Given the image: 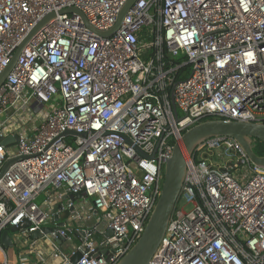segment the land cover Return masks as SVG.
Masks as SVG:
<instances>
[{
  "label": "built area",
  "instance_id": "1",
  "mask_svg": "<svg viewBox=\"0 0 264 264\" xmlns=\"http://www.w3.org/2000/svg\"><path fill=\"white\" fill-rule=\"evenodd\" d=\"M125 1L0 0V72L33 25L55 13L0 86V233L41 231L57 213L53 191L69 196L61 209L72 208V217L81 193L104 223L44 234L78 237L60 264H115L128 251L188 128L208 119L264 124V0H136L107 37L79 15L59 13L75 7L104 31ZM15 134L6 147L2 140ZM220 149L233 152L224 165L210 160L216 151L224 158ZM15 157L23 158L2 173ZM185 162L148 264H264V167L221 136L198 143Z\"/></svg>",
  "mask_w": 264,
  "mask_h": 264
},
{
  "label": "water",
  "instance_id": "2",
  "mask_svg": "<svg viewBox=\"0 0 264 264\" xmlns=\"http://www.w3.org/2000/svg\"><path fill=\"white\" fill-rule=\"evenodd\" d=\"M136 0H126L118 11L114 24L107 30L98 31L95 30L87 21L84 14L75 7H67L59 11V13H75L79 15L84 25L92 32L96 33L100 37H107L112 35L121 25L123 17L127 10L133 5ZM53 17L54 12H48L43 15L27 32L23 39L14 49L12 56L6 65V67L0 72V86L5 81L6 77L14 67L18 56L27 46L30 39L34 34L46 23H48ZM64 134H77L73 130H67ZM221 136L234 139L244 150L248 159L255 165L264 167V155H258L254 152L253 146L255 140L264 143V124L255 123L251 121H225L219 119H208L199 122L190 128H188L181 136L180 142L174 144L171 155L165 160L163 182L160 195L158 196L154 208L150 213L146 225L136 242L128 249L126 253L115 264H148L151 257L158 248L160 241L165 233L168 225V221L172 215L177 198L182 186L186 162L185 155H189L194 147L203 140L213 137ZM14 138V140H13ZM13 140V142H11ZM18 135L14 137H6L2 140V143L6 147H10L16 144ZM136 150L142 155L146 156L137 147ZM23 157H15L6 161L1 169L2 173L16 160ZM239 164V162H238ZM233 163L228 162L227 166L232 167ZM81 195V193L77 194ZM55 210V209H54ZM30 222L25 221L24 226H29ZM64 223H57L50 228H41L40 230L32 232L33 236H42L43 234L54 231L56 227H62ZM16 227H10L7 230H3L0 233L1 243H10L8 236V230H16ZM111 230H107L105 236H110ZM56 240H64L63 237L57 234ZM79 252L74 253L70 260L75 262L79 258ZM109 257V254L108 256ZM38 264H42L39 262Z\"/></svg>",
  "mask_w": 264,
  "mask_h": 264
},
{
  "label": "crops",
  "instance_id": "3",
  "mask_svg": "<svg viewBox=\"0 0 264 264\" xmlns=\"http://www.w3.org/2000/svg\"><path fill=\"white\" fill-rule=\"evenodd\" d=\"M48 200L52 209L57 212L55 216L48 220L42 228L53 227L57 223H64L67 227L91 228L97 225L103 227L104 223L96 220L95 211L91 207V201L82 194L73 198L76 215L71 216V209H61L64 207L69 196L65 192H49ZM46 196L40 194L37 200L40 202ZM10 243H1L5 264H60L64 255L72 251L78 244V237L72 236L70 240H50L47 236H33L32 233H25L21 229L8 230ZM1 252V250H0ZM1 252V253H2ZM0 263H3V261Z\"/></svg>",
  "mask_w": 264,
  "mask_h": 264
},
{
  "label": "rangeland",
  "instance_id": "4",
  "mask_svg": "<svg viewBox=\"0 0 264 264\" xmlns=\"http://www.w3.org/2000/svg\"><path fill=\"white\" fill-rule=\"evenodd\" d=\"M53 106V102H49V103H47L46 104V110L47 109H50L51 107ZM25 113H28V111H25ZM2 119V117H0V120ZM219 151H221V152H223V154H224V158H218V157H216V153H217V151L215 152V153H213V155L212 156H210V160L211 161H213L214 163H216V164H221V165H224L225 164V162H226V158L227 159H229V157L232 155V150H230V149H220ZM241 172H244V170H241ZM4 260V257H3V254L0 252V261L2 262Z\"/></svg>",
  "mask_w": 264,
  "mask_h": 264
},
{
  "label": "trees",
  "instance_id": "5",
  "mask_svg": "<svg viewBox=\"0 0 264 264\" xmlns=\"http://www.w3.org/2000/svg\"><path fill=\"white\" fill-rule=\"evenodd\" d=\"M253 150L258 155H264V143L258 140H255Z\"/></svg>",
  "mask_w": 264,
  "mask_h": 264
},
{
  "label": "bare ground",
  "instance_id": "6",
  "mask_svg": "<svg viewBox=\"0 0 264 264\" xmlns=\"http://www.w3.org/2000/svg\"><path fill=\"white\" fill-rule=\"evenodd\" d=\"M180 142V141H179ZM184 155H186V153H184Z\"/></svg>",
  "mask_w": 264,
  "mask_h": 264
}]
</instances>
